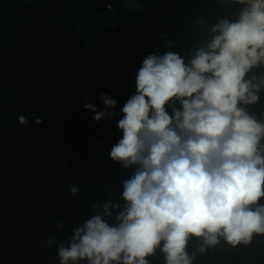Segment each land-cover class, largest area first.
<instances>
[{"label": "water", "instance_id": "95a60500", "mask_svg": "<svg viewBox=\"0 0 264 264\" xmlns=\"http://www.w3.org/2000/svg\"><path fill=\"white\" fill-rule=\"evenodd\" d=\"M242 7L232 0H0V264H60L58 247L95 214L93 205L123 206L122 182L133 170L109 153L122 138L117 122L143 59L173 51L189 60L211 26L234 20ZM102 94L119 115L95 122L84 100L103 110ZM259 95L248 111L264 119V89ZM201 243H188L193 264H264V236L237 247L222 240L205 253ZM150 264H164L159 249Z\"/></svg>", "mask_w": 264, "mask_h": 264}, {"label": "clouds", "instance_id": "9594fccd", "mask_svg": "<svg viewBox=\"0 0 264 264\" xmlns=\"http://www.w3.org/2000/svg\"><path fill=\"white\" fill-rule=\"evenodd\" d=\"M232 3L243 6L238 16L211 26L189 60L173 51L143 59L109 153L133 170L122 182L123 206L93 205L58 247L60 264H150L158 249L164 264H193L192 238L205 253L222 240L237 247L264 236V119L248 111L264 89V75L249 77L264 67V0ZM100 99L99 111L84 100L95 122L119 115L109 111L114 99Z\"/></svg>", "mask_w": 264, "mask_h": 264}]
</instances>
